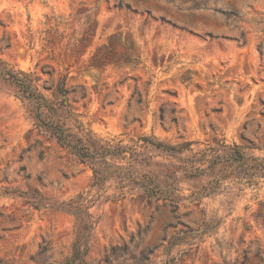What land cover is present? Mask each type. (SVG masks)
I'll return each mask as SVG.
<instances>
[{
  "label": "rangeland",
  "instance_id": "374dc122",
  "mask_svg": "<svg viewBox=\"0 0 264 264\" xmlns=\"http://www.w3.org/2000/svg\"><path fill=\"white\" fill-rule=\"evenodd\" d=\"M111 39L120 66L93 65ZM0 58L33 73L53 103L66 78L71 111L103 140L226 142L264 158V0H0ZM92 182L0 82V264L73 256L74 217L36 208L34 191L86 199L94 229L83 262L70 264H264V182H226L193 201L201 183L182 181L176 210L137 195L107 200L115 185Z\"/></svg>",
  "mask_w": 264,
  "mask_h": 264
},
{
  "label": "trees",
  "instance_id": "16d2710c",
  "mask_svg": "<svg viewBox=\"0 0 264 264\" xmlns=\"http://www.w3.org/2000/svg\"><path fill=\"white\" fill-rule=\"evenodd\" d=\"M112 41L97 51L93 65L100 68L110 64L120 66L111 56L115 54ZM37 81L33 73L16 70L0 58V82L15 88L16 96L27 105L28 113L38 129L92 170L93 189L115 185L118 193L107 197V200L119 201L137 195L148 202L163 201L176 210L185 200L181 195L182 181L196 180L201 183V188L189 197L193 201L217 192L226 182L250 187L264 182V158L251 155L247 153V147L236 144L221 142L193 150L191 146L194 142L170 145L155 137L142 136L130 139L128 143L98 138L71 111L66 99V78L60 80L55 90L56 97H65L59 103L51 102L41 92ZM108 97L106 95L104 99L105 107L111 104ZM186 151L190 155L184 156ZM159 156L173 159L178 164L158 160ZM29 199L38 209H52L74 217L73 256L65 264L83 262L94 229L90 208L84 205L86 199L83 194L77 200L59 202L46 199L34 191Z\"/></svg>",
  "mask_w": 264,
  "mask_h": 264
}]
</instances>
